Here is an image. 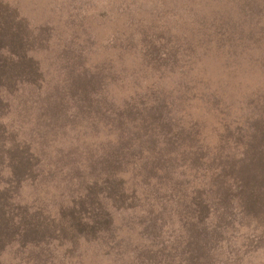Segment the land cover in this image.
Returning <instances> with one entry per match:
<instances>
[{"label":"rangeland","instance_id":"1","mask_svg":"<svg viewBox=\"0 0 264 264\" xmlns=\"http://www.w3.org/2000/svg\"><path fill=\"white\" fill-rule=\"evenodd\" d=\"M0 46V65L16 70L6 72L0 101V264H141L142 254L149 264L207 256L213 264H264L258 204L224 201L218 214L201 207L206 222L241 225L232 237L217 230L208 244L195 237L199 252L190 256L179 252L187 223L196 224L186 202L200 199L181 202L166 189L202 188L217 144L238 153L229 140L236 134L243 145L249 104L253 120L264 121V0H0ZM103 108L133 113V134L155 125L148 121L158 111L169 124V135L154 131V143H136L133 164L153 148L183 156L199 143L206 157L173 160L161 186L137 184L130 165L122 168L127 178L103 172L116 138ZM110 177H118L117 193L84 190ZM152 223L162 226L165 256L147 242Z\"/></svg>","mask_w":264,"mask_h":264},{"label":"trees","instance_id":"2","mask_svg":"<svg viewBox=\"0 0 264 264\" xmlns=\"http://www.w3.org/2000/svg\"><path fill=\"white\" fill-rule=\"evenodd\" d=\"M5 49V46H0V51H5ZM3 65L4 64L2 63L0 65V101L3 100L2 93L8 91L4 82L6 72H8L10 75L12 74V72H16V70H13L14 67L8 70L7 68H5V66L3 67ZM2 102L0 103V105L2 104ZM261 104L263 105L262 101ZM253 106L251 103L248 105V110H243L245 119L247 121H244L247 126V131L241 138L244 140L243 145H239V142L241 141H239V137L236 134L235 137L229 141H232L233 143H235V145H237V154H225V146L222 147L217 144V147L214 148L216 150L215 155L210 160H208L207 158V161L211 165V167L209 168V176H212V178H210L207 183L203 184L202 188H196L198 186L192 187L190 192L187 191L185 192L187 194H184V190L182 187L179 186V188L177 189V185L171 182L166 187V189H168L170 193L176 194L178 196L177 199L181 202H183V199L186 200L189 195L193 199L197 197H199L200 199V201L197 200L198 202H186L188 206H192V210L195 209L196 211L193 215H188V218L190 217V219H192L196 224L188 225L189 223H187L188 228H186V230H189V236L185 238V243L183 244L184 247H181L179 252L186 251V254L193 256L197 252H199L192 248V246L196 242L195 237L200 238L201 236L204 242H207L208 244L216 240L214 233L217 230L225 229L227 232H229V234H231L232 237V235L236 232V229L241 225V223L237 222L236 220H219L218 218L214 221L206 222L207 219L205 217H207L208 215H204L203 213H201V207L205 214L208 213V210L212 211V213L218 214L219 210L223 209L224 201L229 200L230 202L234 201V204L238 202V206L240 208L246 209L250 204H258L261 208L264 209V198L262 197V195L264 196V121L258 119L253 120L256 117V115L251 116V109ZM89 108L91 113L96 112L99 109L96 104H94V106H89ZM103 110L111 112V115L113 117L112 122H115V124L109 127L111 128L110 131L116 133V135L114 136L116 137L114 140L115 144L110 145V149L107 150H112L110 159L113 163L110 167H108V164H106L103 172L106 169L107 171L115 172V175H117L119 178H127L125 176H122L127 175L126 170H123L122 168L124 167V165H130L132 167L131 173H134L135 179L138 181L137 184L144 183L146 180H154L158 185L161 186L163 185V178L166 175L169 176L168 173L172 174L173 160H176V163H174L175 166L179 165L180 163L183 165L185 160L193 165L201 163L204 160V155L206 157L205 152L201 155L198 153V150H203L199 146V143L196 148L192 149L183 156L173 155L172 152H168L165 154L161 150L166 151V148H157L156 150L162 153H156L155 148H153L151 149V152L153 153L152 156L141 158L139 160V163L133 164L132 159L137 158H135V156L131 154V149L135 148L136 143H143L141 142L142 139L154 143L156 139V136L153 133L154 131H159L161 135H169L170 129L167 128L169 124L163 123V120H166L160 118L159 115L161 113L158 111L148 121V123L155 125H144L140 128L142 129V131L140 129L138 130L140 133L137 132V134H133L128 131V129L139 128L135 124L136 118L134 117L133 113L131 114L129 112L123 111H119V113H117V111L105 108H103ZM226 111L227 110L224 109L220 111V114L225 113ZM141 145L143 144H139V146ZM164 145L167 144L164 143ZM147 149V147L144 148V151H147ZM17 152V149L13 150L15 156ZM124 160L126 162L132 163H124ZM191 169L194 168L192 167ZM100 171L102 172L101 169ZM103 172L102 176L107 177ZM118 177H110L108 179L101 180L100 182L93 181L91 182L90 186H88L84 190H90L92 192L99 193H117L114 184L117 180L116 178ZM171 177L172 175L170 176V178ZM81 196L85 197L87 196V194H83ZM200 203L202 206L200 205ZM179 204V206H182V203ZM87 221L91 225V227L94 223V229H96L98 232L103 231V227L100 223H98L101 221H97L94 219ZM201 221H203V230L198 229L197 227L199 226V222ZM151 225V228H145L146 230L144 231L145 234H147V242L151 243L152 247H155V244L156 246L161 247L159 251L153 250V253L156 252L160 254V257L165 256L163 248L165 244L164 241H161L162 235H157L162 226L158 224L157 228L155 229L156 224L152 223ZM243 226L245 227L246 224L244 223ZM104 228L106 229V224ZM151 229L154 230L151 231ZM3 235L4 234L1 233L0 238H2ZM144 257H146L145 254H142V256L139 257V259H142L143 261V263L141 264H149L150 259ZM194 260L196 261V257L190 260L186 259L184 260V262L186 264H193L192 262ZM194 264H213L212 256L209 257V260L208 256L206 257V260L202 257L197 263Z\"/></svg>","mask_w":264,"mask_h":264}]
</instances>
